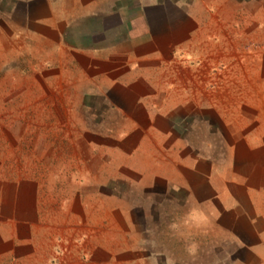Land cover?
I'll use <instances>...</instances> for the list:
<instances>
[{
  "label": "rangeland",
  "instance_id": "374dc122",
  "mask_svg": "<svg viewBox=\"0 0 264 264\" xmlns=\"http://www.w3.org/2000/svg\"><path fill=\"white\" fill-rule=\"evenodd\" d=\"M185 1L201 13L195 42L154 69L148 92L155 99L141 106L145 112L122 113L79 91L91 66L80 43L113 29L92 20L99 0H0V82L20 94L15 105H25L26 120L37 115L28 88L40 73L50 76L53 126L29 130L24 144L28 153L50 157L40 177L41 264H91L95 256L103 258L99 264H226L230 235H244L236 242L249 253L256 236L264 241V0ZM63 40L74 48L58 49ZM45 41L48 62L41 59ZM111 64L97 66L101 80L109 78L106 88L115 89ZM177 144L187 154L178 161L182 173L193 166L217 189L228 182L241 204H224V192L213 186L206 192L195 185L193 194L171 186ZM15 164L10 160L9 172Z\"/></svg>",
  "mask_w": 264,
  "mask_h": 264
},
{
  "label": "crops",
  "instance_id": "0c3cea01",
  "mask_svg": "<svg viewBox=\"0 0 264 264\" xmlns=\"http://www.w3.org/2000/svg\"><path fill=\"white\" fill-rule=\"evenodd\" d=\"M184 1L179 5L176 4L175 7H170L171 5L168 6L161 0H99V2H94V8L90 13L91 16H95L92 20H98L99 27L102 29L103 27H112L113 29L110 30L111 36L101 35V38L92 39L91 43H80L79 49L89 58L91 64L90 68L87 71L84 70L79 78L83 81L81 90H79L80 94L101 97L102 102H108L107 104L110 105V109L113 111L122 113L145 112V108L143 109L141 106H146V102L153 101L152 99L155 96L152 92H148L154 86V69H159V65L166 60L165 57L176 56L184 47L194 43L197 32L201 27V13L198 4L189 5ZM78 34L79 37L85 35L81 30L78 31ZM9 40H12L11 36ZM107 41L109 43H105ZM41 44V59L44 62L46 58L48 62L50 43L45 41ZM56 47L62 51H65L66 47L74 48L67 45L64 40L59 42ZM30 48L32 49V46ZM11 50L10 48V52ZM13 53L15 54V47ZM98 62L114 65L115 68L110 71L113 70L117 73L110 84L115 89L106 88L109 78H104L105 82L101 80L103 73L98 70L100 69L97 66ZM12 73L10 72V76ZM40 76V80L38 79L36 85H32L30 82L31 88H28V92L35 95L36 103L39 102L38 98L40 100V105L31 101L32 111L36 112L37 115L32 116L29 121L25 119L23 113L26 110L25 105L20 110L15 105V100L20 97V94H12L6 84L0 82L1 264L42 263V249L37 247L39 235L42 231L39 205V193L42 185L40 177L42 169H50V165L42 162L50 157L49 152H45V156L43 153L40 157L33 150L28 153L24 149L25 136L28 137V135L33 134L29 130L33 131L35 127L44 129V127L50 128L53 126L50 123V76L45 73H40ZM58 78H62L61 73H59ZM13 79H17V77ZM25 90L27 91V89ZM15 110L17 112L19 110L18 113L21 117L17 119L16 115L15 118L13 117V111ZM56 125L58 128L62 127L60 123ZM14 128L21 134L20 138H13ZM46 143L47 145L42 139L43 151L44 148H49L48 142ZM182 147L176 145L177 152L173 161L177 170L170 172V185L182 186L186 192L192 194L195 185L202 187L206 192L211 191L210 186H213V184H210V177L203 180V175L205 176L207 173L195 170L193 166L189 167L184 173L178 169V161L182 159L185 161L187 158V154H180ZM54 158L52 157V159ZM194 159L200 161L197 157H194ZM10 160L16 162L11 172L8 171ZM195 160L192 159L190 162ZM53 162L51 165L54 167L56 163ZM28 167L30 168L29 174L26 172ZM213 188L217 192L220 190L224 192V204H229L230 207L241 204V201L234 198L228 182L220 189L215 186ZM207 197H209L207 199H211L214 195L211 194ZM205 201V199L198 200V203L203 206ZM224 226L227 228L226 223H224ZM260 233L259 230L255 234ZM241 236L244 235L238 232L236 234L237 238L230 235L229 238L225 239L234 245L233 252L228 250L223 252L225 254L223 260L227 262L226 264H264V241L263 239L261 241L260 238L262 234L255 235L256 242H254L252 253L244 250L236 242ZM259 238L260 240H258ZM99 260L102 262L103 258L95 256V260L91 264H99ZM143 261H139L137 264H151V262L146 263ZM129 262L121 261L118 264H131ZM212 262V258L207 261L208 264H212ZM47 264H52V261H48ZM103 264L115 263L112 259H109Z\"/></svg>",
  "mask_w": 264,
  "mask_h": 264
}]
</instances>
